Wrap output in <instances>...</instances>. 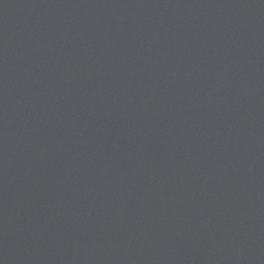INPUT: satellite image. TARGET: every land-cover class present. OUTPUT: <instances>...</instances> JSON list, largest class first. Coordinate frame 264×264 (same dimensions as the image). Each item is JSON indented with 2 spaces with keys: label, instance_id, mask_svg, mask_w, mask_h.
I'll list each match as a JSON object with an SVG mask.
<instances>
[{
  "label": "water",
  "instance_id": "water-1",
  "mask_svg": "<svg viewBox=\"0 0 264 264\" xmlns=\"http://www.w3.org/2000/svg\"><path fill=\"white\" fill-rule=\"evenodd\" d=\"M0 264H264V0H0Z\"/></svg>",
  "mask_w": 264,
  "mask_h": 264
}]
</instances>
